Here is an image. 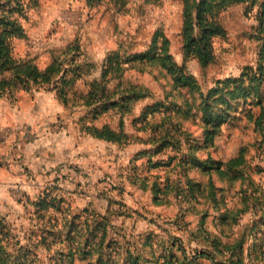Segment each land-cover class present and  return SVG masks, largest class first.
Here are the masks:
<instances>
[{"label":"rangeland","instance_id":"1","mask_svg":"<svg viewBox=\"0 0 264 264\" xmlns=\"http://www.w3.org/2000/svg\"><path fill=\"white\" fill-rule=\"evenodd\" d=\"M24 2L28 38L14 41L18 58L35 57L42 66L51 47L78 43L81 59L90 62L94 58L100 64L78 80V87L86 89L85 82L100 74L108 55L117 52L123 62L114 71L112 83L120 91L131 84L147 87L151 95L137 101L127 114L116 110L96 118L88 114L87 124L112 123L113 128L123 129L127 135L123 141L88 139L79 162L72 158L70 163L56 166L57 171L41 168L38 172L42 177L32 183L29 179L4 181L0 186V222L11 237L0 243V254L6 259L0 264H20L23 257L25 264H216L226 260L233 251L220 250L208 233L229 243L244 230L249 233L250 225H245L258 219L254 198L246 196L258 187L264 190L263 137L248 119V111L258 113L259 107H252L251 100L240 105L236 101L214 145L196 150L198 158L223 162L226 169L225 163L245 148L247 164L243 170L250 179L231 180L221 177L216 169L210 171V177L197 165L180 163L191 142L184 137L172 134L171 144L157 149L159 137L166 133L158 130V125L169 113L167 107L156 105L146 119L141 116L155 103L169 105L172 101L173 107L184 100L192 103L195 94L176 86L159 61L124 59L150 49L160 52L166 38L174 60L186 66L206 93L217 80L239 77L247 66L257 65L258 43L249 37L258 24L256 7L236 3L221 12L228 34L214 39L215 58L202 67L196 57H186L183 50L182 0ZM221 105L216 109L223 108ZM195 108L193 115L184 119V126L191 138L203 140L202 112ZM81 131L90 135L84 128ZM178 139L180 147L175 142ZM4 170L2 177L13 178L14 167L6 165ZM27 184L31 188L24 189ZM43 198L53 199L56 207L49 211L40 208ZM228 209L232 211L230 220L237 219L230 236L224 234L229 225L222 219ZM94 224L99 227L95 229ZM202 251L212 253L215 261L204 257ZM243 254L244 264L262 263L254 259L252 238H246Z\"/></svg>","mask_w":264,"mask_h":264},{"label":"trees","instance_id":"2","mask_svg":"<svg viewBox=\"0 0 264 264\" xmlns=\"http://www.w3.org/2000/svg\"><path fill=\"white\" fill-rule=\"evenodd\" d=\"M88 2L89 4H93L94 0H88ZM182 3L184 6L182 15L183 50L186 57H196L202 67L208 66L215 58L214 39L216 37H225L228 34L223 17L221 18L220 16L221 12L236 3H247L252 8L256 7L255 18L258 24L252 27L249 37L258 43L257 65L255 67L247 66L239 77L217 80L215 86L210 88L206 93H203L195 76L187 72L185 65H179L174 60L168 49L169 41L164 38L160 52L155 51L152 53V49H150L145 53L125 58L124 61H137V59L159 61L173 77L172 80L176 86H179L180 89L189 88L198 97L194 95L192 103L188 100H184L180 104L173 101L177 103L175 107L172 106V101L169 105L155 103L147 106L141 116L143 119H146L152 113V107L156 105H163L169 109V113L164 118L162 124L158 125V130H166V133L159 137L161 143L157 149L169 146L172 134H176L178 138L184 137L188 143L191 141L189 143L188 154H183L181 157L180 163L182 165H197L207 173L216 169L221 177L231 180L250 179L249 175L243 170L247 164L245 148L242 147L237 156L225 163L226 169L222 167L223 162H215L211 158H198L196 150L202 147L213 146L215 137L220 132L221 124L227 117V112L231 111L234 106L236 108L237 104L247 103L249 100H251L252 107H259V112L257 113L250 109L248 111V119L253 123L255 131H258L262 135L261 143H264V0H182ZM25 10L24 0H0V94L7 91L14 92L18 89L28 90L32 85L48 84L52 89L57 91L58 96L63 102L66 104L70 101L74 104L82 103L89 108V114H92L95 118L113 110L121 114H127L133 110L137 101L151 95V91L147 87L131 84L128 88L120 91L118 89L119 86L112 83L114 71L119 69L123 62L122 57L117 52L109 54L108 60L105 59L98 78L85 82L86 89H80L77 82L83 77V74L93 71L96 65L92 61L89 62L86 58L81 59L82 53L79 50L78 43H76L77 45L67 44V46L54 51L53 61L45 70H40L33 59H16L13 56V39L26 35L22 23ZM153 40L157 44L158 38L156 37ZM241 100L242 102H240ZM236 101H238L237 104H235ZM219 103L223 104L221 105L223 108L216 109ZM195 106V109L198 108L202 112L201 119L205 125L203 140L191 138V133L184 126V119L187 120L193 115L191 110ZM83 128L93 136L111 142H121L124 137H127L123 129L117 130L109 123L103 126H96L87 124L85 121ZM175 142L180 147L181 140L178 139ZM215 163L217 167H214ZM189 181L192 183L191 179ZM260 193H264V190L258 187L255 193H250L249 195L251 196H246V198L250 199L253 197L255 205L258 207L261 205V202H264ZM39 206L49 211L50 207H56V204L53 202V199L48 200L47 198H43ZM247 209L249 208L246 207ZM243 210L245 208L241 211ZM226 212L225 215H222V219H225L229 227L224 234L230 236L232 225L237 222V219L230 220L231 209H228ZM228 218L230 221L227 222ZM233 218L235 217L233 216ZM71 225L74 226L75 223ZM97 225L94 224L92 226H95V229H97L99 227ZM0 228V243H2L5 238L11 236L10 234L8 235L9 231L2 222H0ZM254 230L255 227L250 228L249 233H246V230H244L229 243H224L215 237V234L208 233L209 238H214L213 243L221 246L222 249L220 250L226 252L228 250L233 251L231 255H226L227 258L224 256L226 260H222L216 264H244L243 250L245 241L248 238V234L250 235ZM49 232L55 233L53 230ZM96 234L98 235L99 233L94 232V235ZM263 249V247H258L256 242L253 241V252H260L261 255H264ZM202 255L215 261V256L208 251H202ZM25 259V257L20 258L19 263L25 264V261H22ZM5 260L0 254V261L4 263ZM192 264L195 263L192 262Z\"/></svg>","mask_w":264,"mask_h":264},{"label":"crops","instance_id":"3","mask_svg":"<svg viewBox=\"0 0 264 264\" xmlns=\"http://www.w3.org/2000/svg\"><path fill=\"white\" fill-rule=\"evenodd\" d=\"M23 20L26 35L13 39V56L18 60L33 59L40 70H45L52 63L53 53L59 47H51L48 50V57L42 66L35 57L18 58L14 41L28 38ZM92 62L96 67L97 64L100 65L94 58ZM99 75L96 74L91 80L98 78ZM88 114L89 108L86 105L74 104L72 101L66 104L58 96L57 91L48 84L32 85L28 90L18 89L14 92L7 91L0 94V186L4 181L15 179H29L32 183L31 181L42 177L38 172L41 168L46 171H57L54 170L56 166L60 167V164L65 162L70 163L72 158L79 162L81 149L85 155L88 139L89 141H100V138L92 134L85 135L81 131ZM104 124H99V126ZM109 124L114 127L112 123ZM6 165L14 167L13 178L2 177ZM31 186L27 184L24 189L31 188ZM30 192H24L23 197H27ZM263 206L264 204L257 208L258 219L252 224L248 222L250 224L245 227L249 225L250 228L255 227L253 231L255 236L253 237V233H250L247 237L252 238L258 247L264 248ZM254 253V259L261 260L262 263H260L264 264V255L255 251Z\"/></svg>","mask_w":264,"mask_h":264}]
</instances>
